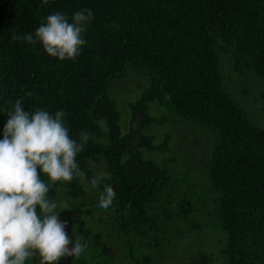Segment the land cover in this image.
I'll use <instances>...</instances> for the list:
<instances>
[{
	"label": "trees",
	"instance_id": "obj_1",
	"mask_svg": "<svg viewBox=\"0 0 264 264\" xmlns=\"http://www.w3.org/2000/svg\"><path fill=\"white\" fill-rule=\"evenodd\" d=\"M82 8L92 9L94 20L75 61L11 40L34 33L54 12L70 18ZM225 59L264 84V0H0V138L18 99L30 112L64 109L70 136L93 134L77 162L88 180L93 163L105 164L95 191L114 189L113 205L102 209L127 222L129 246H157L164 263L192 232L206 230L219 237L218 257L193 260L264 264V128L225 88ZM132 74L149 86L129 105L122 132L110 91ZM161 109L186 127L183 142L202 144V158L161 163L171 136L154 145L153 130L145 133L164 121L150 114ZM59 188L70 204L59 203ZM86 192L74 179L56 184L49 198L59 217L75 223L90 214Z\"/></svg>",
	"mask_w": 264,
	"mask_h": 264
},
{
	"label": "clouds",
	"instance_id": "obj_2",
	"mask_svg": "<svg viewBox=\"0 0 264 264\" xmlns=\"http://www.w3.org/2000/svg\"><path fill=\"white\" fill-rule=\"evenodd\" d=\"M93 20L89 8L74 12L70 18L57 11L34 33L14 34L11 40L39 45L58 61H75L88 43L84 34ZM65 115L64 109L54 114L41 108L27 111L19 99L7 114L0 138V264H27L30 259L38 264H58L65 257L75 258L84 252L83 236H69L49 192L56 184L74 179L95 189L101 186L104 175L88 180L81 170L77 156L93 134L82 130L79 140L74 139ZM115 199L114 189L103 185L99 206L107 210Z\"/></svg>",
	"mask_w": 264,
	"mask_h": 264
},
{
	"label": "rangeland",
	"instance_id": "obj_3",
	"mask_svg": "<svg viewBox=\"0 0 264 264\" xmlns=\"http://www.w3.org/2000/svg\"><path fill=\"white\" fill-rule=\"evenodd\" d=\"M221 70L224 77L225 88L232 95V98L244 108L248 118L253 124L258 128H264V84L255 77L236 70L227 59L222 61ZM148 86V79L137 74H132L123 79L114 81L110 96L115 102L116 110L119 113L122 132H124L122 122L124 120H129L131 116L129 105L134 103ZM150 114L157 118H163L164 120L159 125L150 126L145 130L147 134L152 130L155 133V138L153 140L154 145L162 143L165 136H171V141L168 143L167 150L161 155V157H165L160 160L161 163L167 164L163 161L170 158L175 159L176 156L181 160H188L191 158L188 155L192 154L202 158L201 154H203L204 148L201 143H198V141L193 143L192 139L185 138L184 140H186V142H183L181 133L187 130L183 124L180 127L175 125L172 117L168 115V112L164 109H161L159 112L152 111ZM100 124L105 131L104 123L101 122ZM124 128H127L126 123ZM144 154L146 157L153 156L151 153L149 154L147 152H144ZM155 157L159 158L160 155L156 154ZM176 164L180 165V162L177 161ZM199 166V164H196L192 171L197 172ZM90 171L93 176H96L98 172H105L106 166L103 162L93 163L90 167ZM82 184L87 191L85 195L86 201L89 202L93 200L96 195L94 192L95 189L91 188L86 182H82ZM63 192V188H59L57 193L59 203L62 201L61 205L70 204L72 201L69 202V199L67 200L65 198ZM217 238L219 239L215 234L206 230L195 233L192 232V234L178 247L176 257L161 264H186V258L188 256L197 258L202 253H210L213 258L217 259L219 246L216 242Z\"/></svg>",
	"mask_w": 264,
	"mask_h": 264
},
{
	"label": "flooded vegetation",
	"instance_id": "obj_4",
	"mask_svg": "<svg viewBox=\"0 0 264 264\" xmlns=\"http://www.w3.org/2000/svg\"><path fill=\"white\" fill-rule=\"evenodd\" d=\"M94 192L96 194L95 190ZM98 201L99 196L96 194L90 201V214L84 219L85 221L76 218L73 223L59 217L62 222L71 224L69 236L75 239L77 235H82L81 243L86 247L80 256L65 257L58 264H161L160 248L142 246V243L138 246L137 244L133 247L129 246L127 222L116 221L109 217L99 206ZM190 262L201 264L198 259L193 260L188 256L186 264ZM27 264H38V260L30 259Z\"/></svg>",
	"mask_w": 264,
	"mask_h": 264
},
{
	"label": "water",
	"instance_id": "obj_5",
	"mask_svg": "<svg viewBox=\"0 0 264 264\" xmlns=\"http://www.w3.org/2000/svg\"><path fill=\"white\" fill-rule=\"evenodd\" d=\"M66 225H67V227H66V231L67 232H70V230H71V224L70 223H65ZM69 247H71V245H69ZM189 264H193V263H189Z\"/></svg>",
	"mask_w": 264,
	"mask_h": 264
}]
</instances>
